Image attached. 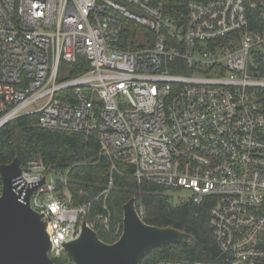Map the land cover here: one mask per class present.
Wrapping results in <instances>:
<instances>
[{
  "label": "built area",
  "instance_id": "built-area-1",
  "mask_svg": "<svg viewBox=\"0 0 264 264\" xmlns=\"http://www.w3.org/2000/svg\"><path fill=\"white\" fill-rule=\"evenodd\" d=\"M260 62L264 0L189 1L184 15L165 0H0V128L36 115L42 129L94 134L111 163L104 200L125 164L139 183L189 190L181 202L213 203L221 264H264ZM14 181L37 186L29 205L46 222L49 255L64 256L91 204L73 206L67 174L40 158Z\"/></svg>",
  "mask_w": 264,
  "mask_h": 264
},
{
  "label": "trees",
  "instance_id": "trees-1",
  "mask_svg": "<svg viewBox=\"0 0 264 264\" xmlns=\"http://www.w3.org/2000/svg\"><path fill=\"white\" fill-rule=\"evenodd\" d=\"M189 1L210 0H165V5L173 13L184 15ZM258 17L256 10L249 12L251 24H261ZM260 63L264 73V64ZM37 120L36 115H24L0 128V165L17 158L23 168L28 162L40 158L45 166L58 174H67V188L73 206L91 204L84 220L94 223V231L104 243L111 244L120 236L123 205L133 197L137 212L142 209L140 217L144 223L170 226L192 236L189 243L154 249L139 264H156L164 259L221 264L216 259L219 251L209 225V210L213 203L208 198L200 204L185 201L174 205L166 187L145 181L139 183L125 164L116 163L119 173H113V186L104 200L100 194L107 187L111 163L107 157L98 156L99 145L95 135L42 129ZM104 203L110 215L108 229L104 227L103 220L96 217L107 214L103 209Z\"/></svg>",
  "mask_w": 264,
  "mask_h": 264
},
{
  "label": "water",
  "instance_id": "water-1",
  "mask_svg": "<svg viewBox=\"0 0 264 264\" xmlns=\"http://www.w3.org/2000/svg\"><path fill=\"white\" fill-rule=\"evenodd\" d=\"M19 175L17 158L0 165V264H139L154 249L192 240L191 235L170 226L144 223L133 197L123 205L122 232L115 242L104 243L82 221L79 237L64 244L65 255L50 256L46 222L29 205L37 186L15 184ZM43 182L44 178L37 185Z\"/></svg>",
  "mask_w": 264,
  "mask_h": 264
},
{
  "label": "rangeland",
  "instance_id": "rangeland-1",
  "mask_svg": "<svg viewBox=\"0 0 264 264\" xmlns=\"http://www.w3.org/2000/svg\"><path fill=\"white\" fill-rule=\"evenodd\" d=\"M125 27H127L129 31H132L135 28L134 26L130 24L125 25ZM168 191H169V194L171 195V200L174 205L180 203L181 198H187L191 195V192L185 189L168 190Z\"/></svg>",
  "mask_w": 264,
  "mask_h": 264
}]
</instances>
